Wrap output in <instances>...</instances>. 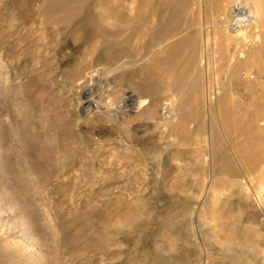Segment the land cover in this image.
I'll return each instance as SVG.
<instances>
[{"label": "rangeland", "instance_id": "374dc122", "mask_svg": "<svg viewBox=\"0 0 264 264\" xmlns=\"http://www.w3.org/2000/svg\"><path fill=\"white\" fill-rule=\"evenodd\" d=\"M94 1L0 0V264H264V0Z\"/></svg>", "mask_w": 264, "mask_h": 264}, {"label": "bare ground", "instance_id": "6f19581e", "mask_svg": "<svg viewBox=\"0 0 264 264\" xmlns=\"http://www.w3.org/2000/svg\"><path fill=\"white\" fill-rule=\"evenodd\" d=\"M56 1V0H55ZM131 1V0H130ZM48 2V1H47ZM76 2V1H75ZM131 3L133 4V1H131ZM93 4L95 5V6H99V7H102V8H105L109 13H115V12H118V10L120 9V8H117V7H114V5L115 6H122L123 4H124V2H123V0H100V1H94L93 2ZM128 4V3H127ZM143 3H141V7L143 6L142 5ZM132 6V8L131 9H139V5H138V7H135V6H133V5H131ZM239 7V6H238ZM68 8H70V9H68ZM73 8V4L72 3H69V1L68 2H66V3H63V7L61 8V9H68V10H71ZM104 9V10H105ZM123 9V8H122ZM128 9V8H127ZM143 9H145V8H143ZM126 10V9H125ZM124 10V11H125ZM132 10V11H133ZM142 10V9H141ZM149 11V10H148ZM251 11V10H250ZM139 12V11H138ZM257 12V11H256ZM260 12V11H259ZM157 13V12H156ZM48 15V14H47ZM147 15V14H146ZM155 17H154V19L155 20H158V16H157V14H155L154 15ZM248 16V19L249 20H251V19H253L252 18V15L250 14V15H247ZM146 17V16H145ZM153 17V16H152ZM33 18V17H32ZM46 18H48L49 20H51V19H53V18H57L56 16H48V17H46ZM142 18V17H141ZM86 19L87 18H82L79 22L80 23H83V29L85 30V31H87V32H90V31H92L93 29H88L87 27V25L86 24H84V22H86ZM153 19V18H152ZM151 19V20H152ZM254 20V19H253ZM163 21V20H162ZM216 21V20H215ZM250 22V21H249ZM55 24V23H54ZM244 24V23H243ZM259 24V23H258ZM53 25V24H52ZM249 25H250V23H249ZM53 27H55V26H53ZM241 27V29H243V28H245L244 27V25H241L240 26ZM259 27H260V25H259ZM80 30V29H79ZM111 30V29H110ZM248 30V29H247ZM244 31H246L245 29H244ZM262 31V30H261ZM260 31V32H261ZM121 33V32H120ZM222 33V32H221ZM258 33V32H257ZM260 34V33H259ZM129 35V34H128ZM116 36V35H115ZM226 36V35H225ZM247 37V36H246ZM226 38V37H225ZM255 38V37H254ZM95 39V38H94ZM231 39V38H230ZM261 39V38H260ZM114 40V39H113ZM257 40H258V38H257ZM93 41H95V40H93ZM255 41V40H254ZM263 41V40H262ZM96 43V41L95 42H92V41H83V42H81L79 45H78V47H79V49L80 48H82V47H84V46H89L90 45V47H91V45H95L97 48L100 46V45H96L95 44ZM150 43V42H149ZM262 43V42H261ZM103 44V43H102ZM146 44V43H145ZM225 44V43H224ZM255 44H256V42H255ZM106 45H110V46H112V44L111 43H108V44H106ZM259 45V44H258ZM109 46V47H110ZM108 47V46H107ZM113 47V46H112ZM120 48H122V50L120 49ZM120 48H118V49H116V51L115 52H113L114 53V55H112V57L114 56L115 57V59H117V60H120L124 55V53H125V51H124V49L126 48H123L122 46L120 47ZM86 50V49H85ZM218 50V49H217ZM227 50H229V49H227ZM100 51L101 52H97L98 54H101L102 53V51H104V50H102V49H100ZM106 51V50H105ZM226 51V50H225ZM260 51V50H259ZM106 52H109V51H106ZM136 52H138V51H136ZM105 53V52H104ZM113 53H110V55L111 54H113ZM135 53V52H134ZM139 53V52H138ZM126 54V53H125ZM140 54V53H139ZM261 54V53H260ZM128 55V54H127ZM138 56V55H137ZM97 57V56H96ZM129 57H131V56H129ZM133 57V56H132ZM99 58V57H98ZM135 58V57H134ZM133 58V59H134ZM135 60V59H134ZM261 63V62H260ZM228 66V65H227ZM236 66H238V64L236 65ZM235 66V67H236ZM239 67V66H238ZM237 68V67H236ZM120 69V68H119ZM220 70V69H219ZM111 71L112 70H108V71H106L107 73H111ZM108 74V75H109ZM233 74V73H232ZM219 78V77H218ZM260 79V78H259ZM216 81H218V80H216ZM240 81V80H239ZM212 84V83H211ZM152 87L154 88V87H156V85H154V84H152ZM263 87V86H262ZM214 92V91H213ZM264 95V94H263ZM228 98V97H227ZM1 99V98H0ZM10 99V96L9 95H6L4 98H3V100H9ZM230 99V98H229ZM136 101V100H135ZM172 101V100H171ZM86 102H88L87 103V106H84L83 107V109L84 110H82V111H87L92 105H91V103H90V101H86ZM229 102V101H228ZM239 103V102H238ZM165 105V104H164ZM167 106L165 107L164 106V108H168L167 110H165L164 112H163V114L165 115V117H163L164 119H166L167 120V118H170V117H172L173 116V105H172V102H167V104H166ZM233 105V104H232ZM246 105V104H245ZM261 105V104H260ZM139 106H140V102H139ZM225 109V108H224ZM175 110V109H174ZM234 113V112H233ZM249 113V112H248ZM20 117V116H19ZM19 117H16V116H14V115H12L11 116V118H12V120L14 121V120H18L19 119ZM107 117H109V116H107ZM99 118V117H98ZM108 119H110V120H113V118H111V117H109ZM227 119V118H226ZM11 120V119H10ZM236 120V119H235ZM168 121V120H167ZM166 121V122H167ZM8 123V122H7ZM171 123V122H170ZM33 124V123H32ZM43 124V123H42ZM51 124V123H50ZM164 125H167L166 123L164 124ZM33 127V126H32ZM231 127V126H230ZM44 128V127H43ZM45 129H46V127H45ZM2 130H3V132L2 133H5L6 132V130H7V126H3L2 127ZM9 130V129H8ZM45 131V130H44ZM28 132H30V131H28ZM7 133V132H6ZM45 133V132H44ZM54 133H56V132H54ZM59 133H60V131H59ZM38 134H40V133H38ZM63 134H65V133H63ZM7 135H9V134H7ZM33 135V134H32ZM31 135V136H32ZM46 135V134H45ZM60 136V135H59ZM9 137V136H8ZM14 138H18V136L17 135H14L13 136ZM56 137H57V135H56ZM61 137V139H63V138H66L67 137V135H65V136H60ZM13 138V139H14ZM44 138V137H43ZM244 138H246V137H244ZM41 139V138H40ZM248 139V138H247ZM35 140V139H34ZM15 141V140H14ZM16 142H18V141H16ZM48 142V141H47ZM5 147V146H4ZM3 147V148H4ZM7 148V147H6ZM232 149V148H231ZM237 149V148H236ZM1 150V149H0ZM3 152V151H2ZM6 153V152H5ZM4 153V154H5ZM233 154V153H232ZM247 159L245 160L244 159V165L245 164H248L247 162ZM251 161V160H250ZM242 165V164H241ZM51 167V166H50ZM248 167V166H247ZM242 169V168H241ZM248 169V168H247ZM245 171V170H244ZM16 249V248H15ZM14 253V252H13ZM22 253V252H21ZM17 254H19V253H17ZM31 259V258H30ZM24 260V259H23ZM10 263V262H9ZM17 263V262H16Z\"/></svg>", "mask_w": 264, "mask_h": 264}, {"label": "built area", "instance_id": "2783aa9c", "mask_svg": "<svg viewBox=\"0 0 264 264\" xmlns=\"http://www.w3.org/2000/svg\"><path fill=\"white\" fill-rule=\"evenodd\" d=\"M250 15V12L244 8L235 6L234 13H233V24L234 25H240V23L248 22V16Z\"/></svg>", "mask_w": 264, "mask_h": 264}]
</instances>
